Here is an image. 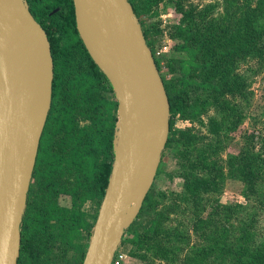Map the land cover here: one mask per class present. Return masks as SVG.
Instances as JSON below:
<instances>
[{
	"label": "trees",
	"instance_id": "obj_1",
	"mask_svg": "<svg viewBox=\"0 0 264 264\" xmlns=\"http://www.w3.org/2000/svg\"><path fill=\"white\" fill-rule=\"evenodd\" d=\"M27 1L31 12L48 34L54 59V80L52 107L42 134L28 194V206L23 216L18 264H30L27 262L31 257L33 264H49L47 255L50 249L45 244L32 248L28 244L30 237L33 234L38 236L46 234L48 222L52 218L58 219L62 232H64L63 226L68 225L67 234L70 242L81 229H87L91 235L112 172L115 157L113 141L118 117L115 114L108 118L99 143L102 158L92 162L88 189L80 195L83 199L94 197L97 200L98 209L91 226L83 220V214L79 209H73L67 217V209H62L57 202L46 200L41 203H31V197L36 195V191L41 196L45 194L43 198L48 197L51 191L57 194L55 187L59 157L57 149H51L50 140L58 131L63 130V127H57L65 118L59 96L67 83L72 66L77 63L83 65L85 72L81 84L85 92L90 94L93 91H106L114 94V90L79 35L74 1L52 0L45 3L41 0ZM130 2L142 24L170 101V133L166 148L178 137L185 138L186 143L193 142L190 132L180 128L176 118L186 114L197 118L202 115L201 110L210 105L214 106L218 115H222V120L214 117L209 119L213 128L211 131L220 135L230 121L234 124L240 117L237 105L233 108L228 107V97L235 98L248 92L246 78L236 71L237 63L249 57L264 56V48L261 45L264 37V0H258L263 7L257 13H253L258 17L254 18L251 15L239 30L235 28L238 21L234 16L218 15L216 3H208L201 7L191 5L190 8H186L187 0H174L176 10L182 14V19L174 26L173 37L179 40V48L187 54L185 59L179 60L182 75L177 78L176 84L166 78L163 66L156 57L153 30L144 19L146 8L156 5L158 0H130ZM248 5L251 6L249 1ZM201 91L207 96L206 100L200 103L198 93ZM106 103L109 107L117 106L116 101ZM90 105L95 112L99 108L95 102ZM200 122L204 123L202 120ZM206 153L210 155H203L202 160H197L195 166L185 165L182 174L183 189L189 195L183 199L187 206L182 213L190 216L194 235L181 229L179 223L176 224L171 220L172 215L178 210L174 205L173 209L166 207L156 211L148 223H143V218L149 213V207H154L156 204L151 188L137 219L125 231L121 243V247L130 246L132 257L140 259L144 264H188L194 258L198 262L207 264H264V235L255 224L260 213L264 212V156L255 154L249 149L241 151L240 156L233 155L229 159L232 171H239L244 182L248 184L247 187L256 194L255 205L260 210L251 213L248 218L250 220H246L245 224L242 221L232 230L227 229L219 215L222 210L221 205L213 207L214 209L205 215L206 195L216 196L218 192L220 193L222 181L226 176L225 166L219 161L210 160L213 155L209 153L208 148ZM164 156L165 150L162 160ZM194 168L198 172L194 173L196 171L193 170ZM160 172L159 165L157 175ZM180 195L181 192L178 196ZM81 204L82 202L75 200L73 207ZM159 223H161L160 227ZM194 238L196 239L192 244ZM88 245L89 243L86 248ZM86 250L81 251L80 264L83 263ZM119 254L120 250L117 252L116 260Z\"/></svg>",
	"mask_w": 264,
	"mask_h": 264
},
{
	"label": "water",
	"instance_id": "obj_2",
	"mask_svg": "<svg viewBox=\"0 0 264 264\" xmlns=\"http://www.w3.org/2000/svg\"><path fill=\"white\" fill-rule=\"evenodd\" d=\"M73 1L79 35L118 100L112 172L82 264H113L157 176L171 107L130 0ZM53 80L51 43L28 1L0 0V264H18Z\"/></svg>",
	"mask_w": 264,
	"mask_h": 264
},
{
	"label": "rangeland",
	"instance_id": "obj_3",
	"mask_svg": "<svg viewBox=\"0 0 264 264\" xmlns=\"http://www.w3.org/2000/svg\"><path fill=\"white\" fill-rule=\"evenodd\" d=\"M49 1L52 0H41L43 3ZM173 1L158 0L156 5L146 8L144 19L153 30L152 37L155 40L156 57L163 66L166 78L176 84L177 78L182 75L179 60L185 59L187 54L179 48V40L173 37V28L182 19V14L176 10ZM248 1L251 6L248 5ZM208 3L217 4L218 15L234 16L238 21L235 26L238 30L243 23L251 18V15L257 18L258 16L254 14L263 7L260 2L258 3V0H187L185 7L190 8L191 5L201 7ZM261 45L264 48V37ZM237 64L236 71L246 78L248 92L235 98L228 97L227 105L230 108L237 105L240 117L234 124L230 121L220 135L211 131L213 128L209 122L212 117L222 120V115L217 114L214 106L210 105L206 109H202V115L197 118L190 114L176 118L177 125L190 132L193 142L186 143L185 138L178 137L173 144L165 148V156L160 163L161 172L156 176L152 187L156 204L154 207H149L150 214L148 213L143 218V223H148L156 211L166 207L171 209L174 205L178 210L175 214H171V220H174L176 224L179 223L178 226L181 229L194 235L190 216L182 213L187 206L183 199L189 196L188 192L183 189L182 174L185 165L195 166L196 161L202 160L203 155H210L206 153L207 148L213 155L210 160L219 161L225 166L226 176L222 181L220 193L218 192L216 196L206 195L207 210L205 215H208V212L217 205H221L222 210L219 215L227 229L233 230L242 221L245 224L246 220H250L248 219L249 215L258 210L255 205L256 194H253L252 189L247 187L248 184L244 182L239 171H232L229 159L233 155H239L241 151L249 149L253 150L255 154L264 156V56L249 57L245 61L239 60ZM84 72L85 69L81 63L72 66L67 83L59 96L65 118L57 127H63V130L58 131L50 140L51 149H57L59 157L55 187L57 194L55 195L51 191L48 193V197L43 198L45 194L41 196L36 191V195L31 197V203L36 204L46 200H51L52 203L57 202L62 209H67V217L70 216L73 209H79L83 214V220L88 226H91L98 209L97 200L94 197L83 199L80 195L88 189L92 162L102 158L99 143L108 118L115 114L118 117V100L115 93L111 92L93 91L90 94L85 92L81 84ZM206 96L203 91L198 93L200 103L206 100ZM107 101H116L117 106L109 107ZM94 102L99 106L96 112L90 105ZM204 110L206 111L204 112ZM200 118L204 123L200 122ZM206 145L208 147H205ZM196 172L198 170L194 171V173ZM180 192L181 195L178 196ZM75 200L82 204L74 208ZM258 211L260 212V210ZM255 224L264 235V212L260 213ZM160 225L161 223H159V227ZM59 227L60 222L57 218L50 219L46 234L42 236L33 234L28 242L29 246L35 248L37 245L45 244L50 249L47 255V259L50 260L49 264H80L81 251L87 249L91 237L90 232L87 229H81L70 242L67 234L68 225L63 226L64 232ZM195 239L192 240V244ZM119 250L123 257L115 260L114 264H144L140 259L130 255V246H120ZM32 261L33 257L28 259L27 263L33 264ZM188 264L207 263L198 262L194 258Z\"/></svg>",
	"mask_w": 264,
	"mask_h": 264
},
{
	"label": "built area",
	"instance_id": "obj_4",
	"mask_svg": "<svg viewBox=\"0 0 264 264\" xmlns=\"http://www.w3.org/2000/svg\"><path fill=\"white\" fill-rule=\"evenodd\" d=\"M117 255V254H116ZM123 257V255H122V253H120L119 255H118V257H117V259L118 258H122ZM115 260H116V257H115Z\"/></svg>",
	"mask_w": 264,
	"mask_h": 264
}]
</instances>
